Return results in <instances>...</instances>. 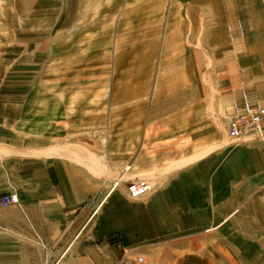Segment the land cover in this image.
<instances>
[{
    "label": "crops",
    "instance_id": "1",
    "mask_svg": "<svg viewBox=\"0 0 264 264\" xmlns=\"http://www.w3.org/2000/svg\"><path fill=\"white\" fill-rule=\"evenodd\" d=\"M15 7L0 33V198L17 201L0 206V264H211L212 246L242 250L264 138L231 142L224 117L240 84L264 107V0ZM128 166L150 195L109 192Z\"/></svg>",
    "mask_w": 264,
    "mask_h": 264
},
{
    "label": "rangeland",
    "instance_id": "2",
    "mask_svg": "<svg viewBox=\"0 0 264 264\" xmlns=\"http://www.w3.org/2000/svg\"><path fill=\"white\" fill-rule=\"evenodd\" d=\"M26 2L29 3V0H0V33L3 30L2 26H5L6 23L5 17L8 14L17 17L19 13L15 10L16 4ZM195 17L198 18L197 15ZM193 36L194 38L190 40V49L202 52L199 46L200 38L198 37V29H194ZM198 58L199 72H206L209 69L208 61H206V64H204L203 56L200 55ZM205 78L207 79L206 76H203V79ZM203 82H205V80H203L202 83ZM212 94H214V92L211 90V95ZM119 174L120 173L113 177V182L111 183V189L109 192L120 188L124 183L130 182V180L133 179V176L128 174L123 176L122 179H118ZM126 186L127 185L125 184V187ZM241 210L242 218L239 220L241 223L238 225V228L240 231H242V236H237L235 239L238 242H242V250H235L234 246L229 242L227 244L226 250H215L212 246V251L210 252L211 264H264V188L259 190L258 193L252 197L250 202L244 204ZM94 214L95 209L92 212V215ZM226 227H228V225ZM258 252L260 255H257ZM253 259L254 261L252 262ZM133 261L137 262L145 260L142 257H136ZM145 262L148 264L147 261Z\"/></svg>",
    "mask_w": 264,
    "mask_h": 264
},
{
    "label": "built area",
    "instance_id": "3",
    "mask_svg": "<svg viewBox=\"0 0 264 264\" xmlns=\"http://www.w3.org/2000/svg\"><path fill=\"white\" fill-rule=\"evenodd\" d=\"M240 106L235 107L230 116L224 117L227 136L231 141H242L250 144L261 141L264 138L262 122L264 120V107L260 106L255 94L248 93L243 84L239 85ZM130 167L125 168V172ZM126 193L130 201H138L150 195L154 186L148 181L135 179L126 182ZM17 203L14 196L5 195L0 198V206L8 207ZM119 264H126L124 260ZM133 264H147L145 261H137Z\"/></svg>",
    "mask_w": 264,
    "mask_h": 264
},
{
    "label": "bare ground",
    "instance_id": "4",
    "mask_svg": "<svg viewBox=\"0 0 264 264\" xmlns=\"http://www.w3.org/2000/svg\"><path fill=\"white\" fill-rule=\"evenodd\" d=\"M126 168V167H125ZM125 168L120 172V174H119V178L118 179H122L123 178V176H125L126 174H128L129 173V171L128 172H125ZM126 184V183H125ZM114 187H116V186H114ZM264 214V213H263ZM244 219V218H243ZM241 223V222H240ZM230 240V239H229ZM263 245V244H262ZM264 250V249H263ZM261 251V250H260ZM245 254V253H244ZM257 255H260L259 254V252H258V254ZM256 255V256H257ZM244 256H246V255H244ZM255 257V256H254ZM242 260V259H241ZM256 260H257V258H256ZM255 260V261H256ZM254 261V259L252 260V262ZM251 262V263H252ZM239 263V262H238ZM256 264V263H255Z\"/></svg>",
    "mask_w": 264,
    "mask_h": 264
}]
</instances>
